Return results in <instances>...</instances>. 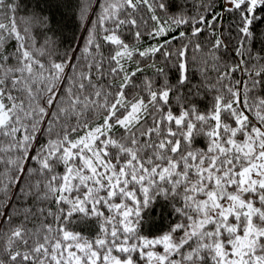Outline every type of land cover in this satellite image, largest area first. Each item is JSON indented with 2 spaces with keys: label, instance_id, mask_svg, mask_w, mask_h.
Wrapping results in <instances>:
<instances>
[{
  "label": "snow or ice",
  "instance_id": "6c2138e0",
  "mask_svg": "<svg viewBox=\"0 0 264 264\" xmlns=\"http://www.w3.org/2000/svg\"><path fill=\"white\" fill-rule=\"evenodd\" d=\"M54 6L0 0V264H264V0Z\"/></svg>",
  "mask_w": 264,
  "mask_h": 264
},
{
  "label": "trees",
  "instance_id": "16d2710c",
  "mask_svg": "<svg viewBox=\"0 0 264 264\" xmlns=\"http://www.w3.org/2000/svg\"><path fill=\"white\" fill-rule=\"evenodd\" d=\"M40 3V5L43 7L45 5H52L50 8L51 15L54 17L55 20L60 21L61 24L64 25L65 34H71L73 29H75L77 32L81 31L74 22V19L69 17L66 13V10L64 8H57L55 7V0H29V3ZM0 19H4V17L0 16ZM18 22H19V14L17 16ZM21 28H23V24L21 23ZM82 39V38H81ZM77 42L76 38H73V43L75 44ZM64 43H67V40L64 41ZM0 168H2V165H0Z\"/></svg>",
  "mask_w": 264,
  "mask_h": 264
}]
</instances>
